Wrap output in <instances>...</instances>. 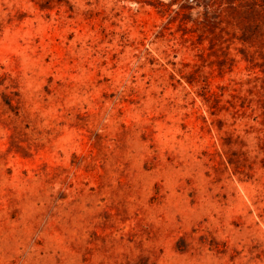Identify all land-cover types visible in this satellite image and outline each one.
Returning <instances> with one entry per match:
<instances>
[{
  "label": "rangeland",
  "instance_id": "rangeland-1",
  "mask_svg": "<svg viewBox=\"0 0 264 264\" xmlns=\"http://www.w3.org/2000/svg\"><path fill=\"white\" fill-rule=\"evenodd\" d=\"M0 264H264V0H0Z\"/></svg>",
  "mask_w": 264,
  "mask_h": 264
}]
</instances>
